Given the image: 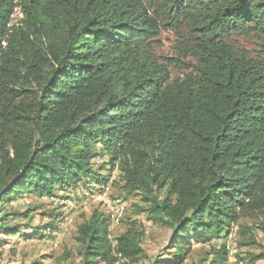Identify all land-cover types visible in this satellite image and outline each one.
Segmentation results:
<instances>
[{
	"label": "trees",
	"instance_id": "16d2710c",
	"mask_svg": "<svg viewBox=\"0 0 264 264\" xmlns=\"http://www.w3.org/2000/svg\"><path fill=\"white\" fill-rule=\"evenodd\" d=\"M167 28L191 62L178 79L154 47ZM104 156L172 233L156 264H183L245 215L264 234V0H0V204L102 183ZM109 226L94 210L79 227L82 264L139 263L144 234L133 223L113 244ZM219 247L210 264L228 260Z\"/></svg>",
	"mask_w": 264,
	"mask_h": 264
},
{
	"label": "rangeland",
	"instance_id": "374dc122",
	"mask_svg": "<svg viewBox=\"0 0 264 264\" xmlns=\"http://www.w3.org/2000/svg\"><path fill=\"white\" fill-rule=\"evenodd\" d=\"M13 18L15 20L11 25L21 18V13L17 11ZM180 40L176 30L162 29L157 38L158 43L154 46L159 56L175 61L170 66L172 79L183 77L187 73L184 63H191L188 58L182 57L185 62L176 61ZM234 43L251 55L258 51L254 41L244 37L235 36ZM93 163L104 182L86 181L65 192L57 191L53 198L26 194L15 197L11 203L0 204V264H82V247L77 236L79 227L94 210L103 212L110 220L109 231L113 244L115 238L133 223L144 234V256L137 264H156L159 259L172 258L175 249L169 243L171 231L155 223L149 213L143 210L146 206L141 197L124 192L118 166L107 165V156L96 158ZM104 166L105 170H101ZM15 213L24 216L18 217ZM257 223V219L245 215L231 225L225 238H216L209 245L194 242L183 264H210L213 256L208 257L207 252L211 247L220 248L221 243L228 246L225 264H264V259L252 262L249 257L264 253V234L257 228ZM16 225H20L23 234L8 235L7 228ZM243 228L253 230L256 244H242L244 238L249 237L243 234ZM204 259L208 261L202 262ZM123 263L133 264L125 260L120 264Z\"/></svg>",
	"mask_w": 264,
	"mask_h": 264
},
{
	"label": "bare ground",
	"instance_id": "6f19581e",
	"mask_svg": "<svg viewBox=\"0 0 264 264\" xmlns=\"http://www.w3.org/2000/svg\"><path fill=\"white\" fill-rule=\"evenodd\" d=\"M20 13V10H17ZM21 18H22V14H21Z\"/></svg>",
	"mask_w": 264,
	"mask_h": 264
}]
</instances>
